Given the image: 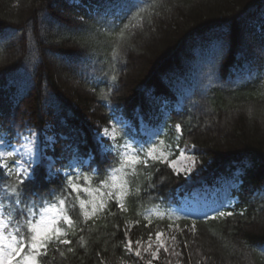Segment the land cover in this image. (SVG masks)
<instances>
[{
  "label": "trees",
  "instance_id": "obj_1",
  "mask_svg": "<svg viewBox=\"0 0 264 264\" xmlns=\"http://www.w3.org/2000/svg\"><path fill=\"white\" fill-rule=\"evenodd\" d=\"M117 116L129 125L101 137ZM29 129L57 178L44 180L42 163L27 192L43 200L19 197L15 159L0 163V233L19 224L27 238V220L60 199L73 220L58 224L72 243L50 244L39 264H125L127 239L179 218L187 180L149 155L154 143L171 157L191 148L195 184L237 183V202L220 210L231 215L182 218L185 264H264V0H0V133L17 141ZM101 138L112 154L100 157ZM18 198L36 215L21 216Z\"/></svg>",
  "mask_w": 264,
  "mask_h": 264
},
{
  "label": "rangeland",
  "instance_id": "obj_2",
  "mask_svg": "<svg viewBox=\"0 0 264 264\" xmlns=\"http://www.w3.org/2000/svg\"><path fill=\"white\" fill-rule=\"evenodd\" d=\"M113 121L111 127L102 131L101 137L113 139L116 135V127L118 124L122 126L129 125V122L120 116L115 117ZM140 125L143 132L154 140L158 139L159 130L157 127L151 126L143 120L140 121ZM45 137L46 140L53 141L51 136L47 135ZM42 148L43 143L41 135L40 132L36 130L29 129L22 132L17 141L10 140L4 133H0V163H5L7 159L13 158L16 162V171H22L21 168L17 167V164L27 167L28 165L25 161L34 159L37 155L43 157L42 163H48L49 161H47V158L43 155ZM9 152L12 153L11 156L8 155ZM149 153L152 154V156L162 155L164 160L168 161L172 168L173 165H175L173 169L185 176L187 180V185L185 187L189 189V192L182 195L179 206H174L172 208L179 215V218L167 225H158L157 228L149 234H143L135 239H131L133 241V252H129V261L125 262V264H148L149 261H151V264H185L182 248L179 245L181 238H183V234L186 231L189 232L190 227H182V224H185L187 221L182 218H201L220 212L222 208L233 207L235 202H237V196L233 193V189L236 187L237 183L232 179H218L214 183L206 184H201L200 182L196 184L193 183L192 180L195 175L199 174V170L197 159L191 148H182L178 156L171 157L170 153L168 154L165 149L154 143ZM124 155L128 162L129 158L134 160L136 157V150L134 148H126L124 150ZM193 156L195 157L194 166L189 159ZM48 158L54 163V159L51 156H48ZM187 168H191V171L186 172L185 169ZM112 183L113 188L109 187V190H113L114 194L116 193L118 197H121L119 193L122 192V189L119 188L120 183L118 179H114ZM187 189L185 191H187ZM88 194L92 197V201L99 205L107 195V191L104 193L100 186H97L96 188H90ZM51 214H55V210ZM149 223L148 221L147 224ZM157 232L163 234L160 240H157ZM172 237H175V239H172ZM136 241L140 243L136 244ZM161 242H163V247H160ZM149 244H151V247H149ZM158 248L159 251H157ZM165 249L167 250L165 251ZM135 250L140 251L141 255L139 257L134 255ZM153 253L156 255L153 256ZM25 264H28V262H25Z\"/></svg>",
  "mask_w": 264,
  "mask_h": 264
},
{
  "label": "snow or ice",
  "instance_id": "obj_3",
  "mask_svg": "<svg viewBox=\"0 0 264 264\" xmlns=\"http://www.w3.org/2000/svg\"><path fill=\"white\" fill-rule=\"evenodd\" d=\"M179 128V125H177ZM98 152L100 157H105L108 154H112L114 151V145L111 143L105 144L103 138L98 140ZM9 156L12 155L11 152L8 153ZM151 155V154H149ZM156 159V157H152ZM192 165H195V157H190ZM43 161V157L37 155L34 159L25 161L28 165L24 167L23 165L17 164L18 168H21L22 171H15L16 180L15 183L20 186L18 187L14 195L19 197L36 195L41 200H43V196L41 193H28L27 187L30 184H34L38 178V170ZM130 163H135L136 160L129 158ZM13 163H16L15 161ZM45 167L47 168V174L43 177L44 180L48 182H53L56 177V170L53 168V162L49 161ZM175 168V165H173ZM0 171H3V166H0ZM99 171V170H97ZM186 172L191 171V168L185 169ZM11 175V172L7 173ZM67 179V177L65 178ZM72 191H77L76 186H72ZM86 191V190H85ZM121 192L119 195H123ZM65 201L63 199L59 200V205L61 206L59 209L55 208V205H48L43 208V211L39 214V219L36 222H33L31 219L27 220V224L29 225L27 231L28 236L25 238L24 234L21 232L19 224L14 229V232L8 236L0 234V264H39V260L37 257L41 255H47L48 246L50 244L56 243L60 245H69L72 243L71 240L61 239V236L66 235L61 228L58 227L60 219H63L66 225H72L73 220L70 216H68L63 209ZM15 204L18 206L17 211L21 216L32 217L36 215V207L33 205L31 208L27 206L23 199H16ZM24 204V207H19V205ZM81 207H83V202H81ZM116 207L120 210H124L123 203L117 201ZM55 210V214L53 211ZM93 212H95V208H93ZM85 216H88L87 212H84ZM219 216L231 215V213L219 212ZM7 227V224H5ZM193 230L195 229V225L192 226ZM163 234L160 232L156 233L157 240H160V237ZM175 239V237H172ZM139 241H136V244H139ZM133 241L131 239H127L126 249L129 252H133L132 248ZM163 242L160 243V247H163ZM151 247V244H149ZM28 250L27 252L25 250ZM167 249H165L166 251ZM159 251V248L157 249ZM134 255L139 257L141 255L139 250H135ZM156 254L153 253V256ZM151 264V261L148 262Z\"/></svg>",
  "mask_w": 264,
  "mask_h": 264
}]
</instances>
